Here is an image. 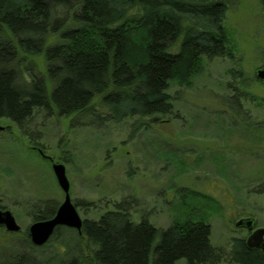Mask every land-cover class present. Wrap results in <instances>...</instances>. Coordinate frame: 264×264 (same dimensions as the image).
I'll return each instance as SVG.
<instances>
[{
  "label": "trees",
  "instance_id": "1",
  "mask_svg": "<svg viewBox=\"0 0 264 264\" xmlns=\"http://www.w3.org/2000/svg\"><path fill=\"white\" fill-rule=\"evenodd\" d=\"M227 2L0 0V118L26 131L38 109L52 107L59 116L100 114L114 122L137 116L134 131L158 124L175 111L170 82L189 86L203 59L232 55ZM39 55L44 75L28 63V79L20 81L24 59ZM129 208L115 202L97 219L84 218L81 234L60 226L42 245L26 229L4 248L0 264H216L230 254L212 243L205 219L158 228L146 218L132 221ZM235 244L236 260L262 263Z\"/></svg>",
  "mask_w": 264,
  "mask_h": 264
},
{
  "label": "rangeland",
  "instance_id": "2",
  "mask_svg": "<svg viewBox=\"0 0 264 264\" xmlns=\"http://www.w3.org/2000/svg\"><path fill=\"white\" fill-rule=\"evenodd\" d=\"M262 18L260 0H228L224 25L232 55L203 59L189 86L170 82L174 114L150 128L132 130L137 116L114 122L100 114L59 116L52 107L38 109L26 131L0 118V201L20 225L9 235L0 229V254L10 240L21 241L34 213H49L63 201L53 163L64 164L81 218L97 219L125 201L132 221L146 218L158 228L205 219L217 245L245 234L234 227L240 216L264 225V87L255 84L252 98H241L251 130L228 102L234 87L247 92L241 80L263 56ZM28 63L44 75L43 57H26L20 81L28 79Z\"/></svg>",
  "mask_w": 264,
  "mask_h": 264
},
{
  "label": "flooded vegetation",
  "instance_id": "3",
  "mask_svg": "<svg viewBox=\"0 0 264 264\" xmlns=\"http://www.w3.org/2000/svg\"><path fill=\"white\" fill-rule=\"evenodd\" d=\"M260 1H261V4H262V11H263V18H262L263 24H262V27H261V29H262V39L261 40H263V51H262L263 52V56H261V58L258 57V58L255 59V62L256 61H260V63L255 64L254 65V68L252 69V73L250 75L246 76V78L243 77V79L241 80V83H242L243 87L246 88V91L247 92H244L242 90L241 91L240 90L236 91V88L234 87L233 88L234 89L233 95L230 94V96H229V99H228L229 107L234 112V114H233V117L234 118L236 117V115H243V116H245V118H247L246 120L250 119V114H251L250 109H248V107L245 108V106H244V109L245 110H243V111L241 110V107H240V104L242 102L241 101V98L242 99H246L247 101H249V99H251L252 96H253V93L251 91V88L253 86H255V84H259L262 87H264V78H262L260 76V71L261 70H264V3H263V0H260ZM232 74H233V76L235 78H238L240 76V71H232ZM237 93H238V95H237ZM240 94H242V96ZM261 101L264 104V99L261 100ZM247 122H249V124H248L249 130L253 129V128H250L251 122L249 120L246 121V123ZM234 124H236V123H234ZM1 130H5V127L3 129H1ZM37 150L39 152L41 151L40 149H37ZM259 161H262V164L264 163V154L262 156V160L259 159ZM73 204L75 206L77 205V203H74V202H73ZM58 206L55 209H52V214L49 217H45L44 219H48V218L52 217L53 214L55 213L56 209L58 208ZM0 208L7 209L3 205H0ZM38 220H43V219H38ZM82 220H84V218H82ZM33 221H35V220L33 219L32 222ZM60 226H65V225L56 226L55 229H54V231H53V233H52V235L56 231V228H58ZM66 227H69V226H66ZM234 227H235V229H238L240 231L241 230H244L245 231V234L242 235V236L232 237L231 240H230V242L227 245H217V244H214L217 248H222L225 252L230 253L228 255L218 256L217 257L216 264H242L241 262H239L238 260H236V258H234V255H231L232 251L234 252L235 255L238 254L237 249H236V246H235L236 245L235 244L236 242L241 243L243 245L244 249H246V251L248 253L253 252V253L257 254L255 256V259L256 258L262 259V263L264 264V234H263V238L261 239V242H259V246H249L248 243H247V238L249 237V235L254 230H256L257 228L264 227V225L258 224L253 217H250V215H247V216H240L234 222ZM70 228H73V227H70ZM0 229H3L5 231H7V232H12V231L7 230L3 224H0ZM26 229L28 230V227ZM73 229H75V228H73ZM81 231H82V226H81ZM81 231L80 232L77 231V232L79 234H81ZM12 233H14V232H12ZM52 235L50 236V238L52 237Z\"/></svg>",
  "mask_w": 264,
  "mask_h": 264
},
{
  "label": "water",
  "instance_id": "4",
  "mask_svg": "<svg viewBox=\"0 0 264 264\" xmlns=\"http://www.w3.org/2000/svg\"><path fill=\"white\" fill-rule=\"evenodd\" d=\"M260 76L264 78V70L260 71ZM3 128L4 126L0 125V130ZM52 170L59 187L64 192V199L59 204L52 217L43 220H35L28 226L29 237L34 245L44 244L52 235L55 227L59 225L73 227L77 231H81L83 220L79 216L76 206L71 201L69 193L70 183L66 176L65 166L62 163H53ZM0 224H3L7 230L12 232L20 230V225L16 222L14 215L9 209L0 208ZM263 234L264 227L254 230L247 238L248 245L259 246Z\"/></svg>",
  "mask_w": 264,
  "mask_h": 264
}]
</instances>
